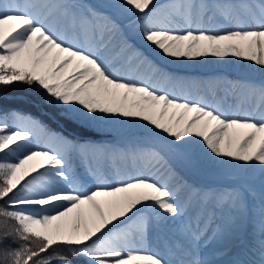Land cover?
Listing matches in <instances>:
<instances>
[{
	"label": "snow or ice",
	"instance_id": "1",
	"mask_svg": "<svg viewBox=\"0 0 264 264\" xmlns=\"http://www.w3.org/2000/svg\"><path fill=\"white\" fill-rule=\"evenodd\" d=\"M134 38L170 64L212 57L264 77V0H0V264H264V79L224 81L216 103L178 96L185 82ZM17 85L69 127L141 139L51 132L5 107ZM176 163L227 167L230 182L190 183Z\"/></svg>",
	"mask_w": 264,
	"mask_h": 264
},
{
	"label": "rangeland",
	"instance_id": "2",
	"mask_svg": "<svg viewBox=\"0 0 264 264\" xmlns=\"http://www.w3.org/2000/svg\"><path fill=\"white\" fill-rule=\"evenodd\" d=\"M96 3L100 2V0H94ZM88 2L93 3L91 0H88ZM95 4V3H94ZM129 43H132L136 48H138L141 52H143L144 55H146L148 58H150L151 60L155 59V64L159 65L162 67H166L168 68L171 73L177 77V75H180L182 72L185 71L186 74H188L189 72L186 71L187 69H181L178 68L177 65H163L161 62H158L156 58H154L153 54H151V52H148V49L143 47L141 45V43L139 41H137L136 39H130ZM204 62V61H203ZM239 63H236L233 71L230 70H226V69H221V74H227V76H231L232 77H237L238 80H241L240 82H243L242 80H246V81H252L253 80H259L258 78H254L252 77L251 79L248 78L247 74H243L240 75L238 73H236L238 71L237 66H239ZM226 70V71H225ZM193 71V70H192ZM214 71V70H211ZM220 71L217 69V73H219ZM196 73L201 74V70L199 71V69L196 71ZM247 75V76H245ZM210 81V79H209ZM178 96H190V98L192 99H200L203 98L204 96V92H201L197 95L195 94H187V95H178ZM224 101V99L222 100ZM229 103H231L232 105V100H228ZM219 102V100L217 99L214 103ZM225 106L228 107L229 104H227V101L225 102ZM23 113V112H22ZM27 114V113H24ZM106 127V126H104ZM107 131L104 132H97L95 130H91L94 133H98V137L96 139H91L88 137H83V138H78L77 136H72L70 135L67 131L61 129V130H56V129H48L51 132L54 133H58V134H63L65 136H71L77 140H79L80 142H85V141H89V142H94V143H107L109 145H117V146H124V145H130L132 143L137 142L138 140L141 139L140 135H139V129L135 128V127H127V126H121L120 127H116V128H109L106 127ZM116 129H120V131H116ZM124 134H127V140L123 139L121 136H123ZM32 147H36V141L34 140L32 142ZM0 157H3V154H0ZM6 159H12V157H4ZM71 163H72V168L73 171L77 177V179L85 185V187H92L95 183L94 179L86 172V165L81 161L80 157L76 154L73 155V157L71 158ZM176 170L177 172L186 180H188L190 183H195V184H213V183H228L230 182V169L225 167L222 169H217L211 172H207V171H192L189 170L187 168H185L183 165H181L180 163H176L175 164ZM111 182V180L109 181ZM256 189V192L259 193L260 191V183L259 180H255L254 185H253ZM236 256L235 255H231L228 257H222L221 259L224 260H228V259H235Z\"/></svg>",
	"mask_w": 264,
	"mask_h": 264
},
{
	"label": "bare ground",
	"instance_id": "3",
	"mask_svg": "<svg viewBox=\"0 0 264 264\" xmlns=\"http://www.w3.org/2000/svg\"><path fill=\"white\" fill-rule=\"evenodd\" d=\"M205 26H209L210 27L212 25H208L206 23ZM225 27H227V26H225ZM134 39L139 41L138 38H134ZM148 52H151V54H153L154 58H156L157 61L161 62L163 65H170V63H168L165 60V58H163L162 56L158 55L156 52H153L150 49H148ZM147 59L151 63L155 64V59L151 60L148 57H147ZM226 59H228V58H226ZM239 64L240 65L237 66L238 71L236 73H238L240 75L247 74L248 76L247 75H245V76L249 77L250 79L252 77H255V78H258V79H263L264 78V77H261V75L259 73H254V72H250V71L246 70V67H245L246 62L245 63H239ZM155 65H157V64H155ZM172 65H174V66L177 65L178 68H181V69H184V70L187 69L186 71L189 72L188 74H186L185 71H184L180 75H177V78L180 81H183L185 83H184L183 87H179L178 86V87L175 88L176 95L197 94L199 92H206L207 91L206 85L210 81H215V82L218 83V88H217L218 90H216V92L219 93L220 90H222L224 88V84H223L224 81H239V82L241 81V80H238V78L235 77V76L231 78V76H227V74H221V69H226L228 71H230V70L233 71L236 63L235 64H233V63H224V62L220 61L219 58L209 57L204 62H198V63L197 62H189L187 64H180L179 62H176V63H173ZM157 66H160V64L157 65ZM198 69H199V71L201 70V74L196 73V71ZM217 69L220 71L219 73H217ZM211 70H214V71H211ZM209 79H210V81H209ZM209 95H211V96H209ZM208 96H209V98L211 100L214 97V95L211 94V93L207 94L206 98ZM104 126L109 127V128H116V127L118 128V127H120V125H112V124H106Z\"/></svg>",
	"mask_w": 264,
	"mask_h": 264
},
{
	"label": "trees",
	"instance_id": "4",
	"mask_svg": "<svg viewBox=\"0 0 264 264\" xmlns=\"http://www.w3.org/2000/svg\"><path fill=\"white\" fill-rule=\"evenodd\" d=\"M35 99L36 94L33 90L17 85L11 90V99L5 104V107L19 109L21 112L30 113L39 117L49 128H60V126H64L79 135H95L91 130L85 128H77L75 126L69 127L58 115H56L55 110L46 106L36 105L34 103ZM40 108L44 109L47 113L40 111ZM0 204H2V202H0ZM53 264H58V261L54 260Z\"/></svg>",
	"mask_w": 264,
	"mask_h": 264
}]
</instances>
